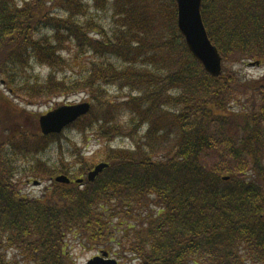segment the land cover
<instances>
[{
  "label": "trees",
  "instance_id": "trees-1",
  "mask_svg": "<svg viewBox=\"0 0 264 264\" xmlns=\"http://www.w3.org/2000/svg\"><path fill=\"white\" fill-rule=\"evenodd\" d=\"M62 1L59 16L45 12L46 0H0V84L29 101L87 92L93 106H108L89 126L98 137L136 139L129 149L106 151L108 167L89 182L93 158L74 161V169L39 159L22 170L18 160L44 152L50 140L61 153L60 135L90 114L60 134L20 125L0 132V264H71L69 235L105 252L114 245L118 260L137 264H264V76L245 80L232 69L264 67V0H202L204 28L222 57L217 78L192 59L177 25L168 36L175 43L150 46L128 21L144 10L123 11L115 0L119 20L105 33L79 21V0ZM86 31L101 38L89 48L100 59L84 74H59L58 65H71L57 56L60 50L70 42L77 61ZM132 50L150 65L119 69L105 60L113 53L127 63ZM30 61L48 73L25 78ZM116 84L131 90L121 103L129 114L124 125L101 92ZM37 174L64 175L71 183L52 180L38 196L23 194L22 183Z\"/></svg>",
  "mask_w": 264,
  "mask_h": 264
},
{
  "label": "rangeland",
  "instance_id": "rangeland-1",
  "mask_svg": "<svg viewBox=\"0 0 264 264\" xmlns=\"http://www.w3.org/2000/svg\"><path fill=\"white\" fill-rule=\"evenodd\" d=\"M18 1V0H17ZM125 5L121 10H126L129 7L140 8L139 10H144L141 12L140 16L133 17L132 20H128L131 24V27L135 29V31L139 32L140 35L145 37V39L149 42V45L152 46L154 43L167 39L170 43H175L174 38H168L173 34V31L176 30V22L174 15V6L172 4L173 0H121ZM62 0H46V11H53L54 14L61 16L60 12ZM115 0H100L95 2L94 0H79L77 5L80 9L79 11V21L86 23L90 22L91 27H94L97 30L101 29L103 32H110L115 25V22L119 20L115 15L117 14V10L113 5ZM142 8V9H141ZM86 31V41L83 45L82 49L77 54V61L72 62V56L76 53V49L71 45L70 42L65 43L63 49L60 50L59 56L61 60H68L71 64L68 66H59L57 70L59 74L66 75L67 77H75L78 74H84L92 61H98L100 59L99 55L93 53L89 48L95 46V41L102 42L101 38H98L96 33ZM47 34V33H46ZM162 35L163 38H154V36ZM113 39V38H111ZM98 42V43H99ZM147 51V50H146ZM131 55L128 59L129 62L125 63L127 60H117L115 54L112 53L105 57L107 62H111L116 64L115 66H119V69L124 68L126 66H133V64L147 66L148 60L146 57L139 58V53L134 50L130 51ZM29 63V62H28ZM30 67L25 69V78L29 77L30 74L37 75L40 74L41 77L48 73V69L45 67H40L38 64L30 61ZM232 69L238 71L242 74L245 80H256L264 76V67L260 65H247L236 63L232 65ZM16 76V81L20 78ZM1 80V77H0ZM130 89L116 84L115 86L105 85L101 87L102 95L110 102V108L113 110V118L118 124H126L128 118V112L121 106V103L125 101V98L129 97ZM171 94L174 93L170 91ZM89 93L81 92L77 95H71L69 97L63 96H48L42 99H34V101H29L25 99L26 97H17L16 98L7 91L5 85L0 84V125L3 122H7L2 127H0V132L6 133L11 127L15 129H19L20 126L25 127L27 132H34L35 128L38 126V118L40 115L47 113L52 110L53 107L62 104H76L81 102H89L90 110L88 114H90L91 118L88 120H84L81 124L75 125L66 129L58 138L60 141L62 148V152L59 153L56 149L58 144L53 142L54 140H50L45 147V151L40 153H34L32 150L30 153L26 155H20V159L18 160V168L24 170L29 168L30 166H34V164L41 159L45 163L49 165L53 164H66L67 166H71L74 168L77 167L75 163L82 158L87 161L89 164L91 158H93L94 166L98 164V162H103V155L108 150L113 149H129L131 145L134 144L136 136L131 138L130 136H120V137H112V139H104L102 137H98L97 132L95 133L94 127H89L91 125H95L97 119L101 117V111L103 113L108 112V106L104 105L101 108V105H92V101L90 99ZM4 97V101L1 100ZM243 101L241 104L235 103L231 106V112L239 111L243 105ZM109 108V109H110ZM20 110L25 111L26 113H22ZM9 121V123H8ZM37 124V125H36ZM18 125H20L18 127ZM82 125V126H81ZM79 130V128H81ZM92 128V129H91ZM94 128V129H93ZM144 128L141 129L139 134H143ZM17 132V131H14ZM47 148V149H46ZM82 156V157H81ZM75 161V162H74ZM38 171L41 170L40 164L37 165ZM23 173H27L28 171H21ZM36 173H33V175ZM32 175V177H33ZM38 178L30 179L29 181H25L26 183L20 187L21 192L25 195L29 196H38L41 191L46 187H49L52 184V180L57 177L56 175L51 179L47 175L37 174ZM30 177V178H32ZM76 177V176H75ZM73 176V178H75ZM34 178V177H33ZM54 181V180H53ZM36 182V184H34ZM67 252L70 256L71 264H85L91 258L100 254L101 248L89 243L85 238H75L72 235H69L67 238ZM113 249L108 252L109 255L118 261V264H137L136 260L133 261H124L118 260L115 253H113L114 245H112ZM105 251V250H103ZM11 256V254L9 255Z\"/></svg>",
  "mask_w": 264,
  "mask_h": 264
},
{
  "label": "water",
  "instance_id": "water-1",
  "mask_svg": "<svg viewBox=\"0 0 264 264\" xmlns=\"http://www.w3.org/2000/svg\"><path fill=\"white\" fill-rule=\"evenodd\" d=\"M176 6V25L179 33L183 37L184 43L192 59L198 62L204 72L217 78L222 73V57L216 46L211 44L201 16L202 0H174ZM254 65V64H251ZM90 110L89 102L76 104H62L54 107L47 113L39 116L38 126L43 136L60 134L65 127H68L81 116H85ZM108 165L99 163L88 172L86 179L93 182ZM227 180V177L223 178ZM60 184H69L71 181L64 175H59L53 179ZM80 184L82 179L74 180ZM36 184V182L34 183ZM85 264H117V261L109 257L108 253L102 251L99 255L91 258Z\"/></svg>",
  "mask_w": 264,
  "mask_h": 264
}]
</instances>
